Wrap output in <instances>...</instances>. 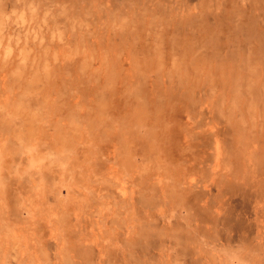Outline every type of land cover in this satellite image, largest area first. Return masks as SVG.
Masks as SVG:
<instances>
[{
  "label": "rangeland",
  "instance_id": "1",
  "mask_svg": "<svg viewBox=\"0 0 264 264\" xmlns=\"http://www.w3.org/2000/svg\"><path fill=\"white\" fill-rule=\"evenodd\" d=\"M0 264H264V0H0Z\"/></svg>",
  "mask_w": 264,
  "mask_h": 264
},
{
  "label": "bare ground",
  "instance_id": "2",
  "mask_svg": "<svg viewBox=\"0 0 264 264\" xmlns=\"http://www.w3.org/2000/svg\"><path fill=\"white\" fill-rule=\"evenodd\" d=\"M246 54V53H245ZM230 80V79H229ZM238 81V80H237ZM234 83V82H233ZM241 85V84H240ZM238 86V85H237ZM231 117V116H230Z\"/></svg>",
  "mask_w": 264,
  "mask_h": 264
}]
</instances>
